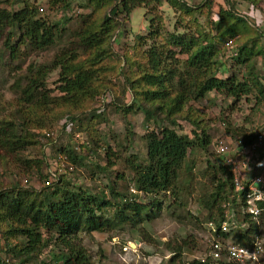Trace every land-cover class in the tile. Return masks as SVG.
I'll return each instance as SVG.
<instances>
[{"label":"trees","instance_id":"16d2710c","mask_svg":"<svg viewBox=\"0 0 264 264\" xmlns=\"http://www.w3.org/2000/svg\"><path fill=\"white\" fill-rule=\"evenodd\" d=\"M20 1L22 8L18 11L0 8V40L5 39L4 46L11 56L17 55L19 45L30 51H42L49 48L54 44L60 25L38 18L37 8L27 0ZM49 1L54 5L63 3L64 8L69 6L66 0ZM86 1L93 9L108 3L109 7L101 23L86 24L83 29L73 33L74 41L70 47L55 55L50 66L42 65L32 70L33 76L22 92L25 103H34L41 99L43 104H46L49 97L43 92V81L48 73L59 70L58 80L63 83L59 88L61 94L50 102L68 114L60 120L61 122L69 118L68 125L58 124L61 133L65 131L72 133L80 118L93 119L89 113L94 114L99 110L97 107L99 97L107 93L113 94V89L104 88L96 95L95 108L85 111L79 108L81 107L79 106L80 98L96 93L90 85L98 78L99 69L95 66L107 58L105 46L108 47L112 41H117L119 38L115 25L119 21L120 14L128 17L136 8H142L146 19L149 4L151 2L161 4V0ZM206 1L208 3L209 0ZM263 1L223 0L226 6L218 8L215 19L210 18L211 15L208 13L206 23L202 24L198 20L199 7L188 6L178 0H169L170 8L178 14L176 21L178 25H172V31L169 33L163 31L161 16H150L147 19L145 34L135 33V43L130 50L132 55L139 53L141 61L132 60L129 57L130 53L122 57L121 68H125L121 69L124 88H126L125 113H128L134 103L138 102L146 121L157 122L158 119H163L171 126L161 127L157 131H150L143 135L146 160L144 164L140 163L137 166H133L132 162L129 164L133 174L130 197L115 191L114 186L109 190L111 198L103 193L94 195L83 189L70 188L65 185L66 183L63 184L59 176L56 182L44 186L43 199L37 203L23 197L20 192H16L15 188L12 189L15 192L11 194L0 190V224H8L5 227L6 237L22 236L26 240L18 249L19 253L30 254L39 251L43 241L41 229H46L56 234V241L65 249L55 257V264H91L85 249L77 241L79 234L109 233L127 224L135 226L160 211V201L139 203L136 200L137 194L171 193L178 197L176 186L190 152L195 148L206 150L211 143L205 131H200V135L196 131L190 137L180 134V130L174 128L177 126L174 124L178 121H188L199 128V121L191 119V104L204 99L211 92L224 93L229 97L240 99L250 95L254 90L258 101L264 97V87L254 75L255 64L253 63L256 56H261L263 53V49L258 46L260 34L263 33H260L255 24H251V18L247 14L241 13V10L238 12L236 9L240 5L248 7V10L252 11V19L255 20V12ZM15 34L18 35L16 42L11 44ZM160 37H163L162 41ZM77 50L88 52L91 57L86 60L89 61L74 62L77 61ZM223 50L228 53L227 57L231 59L232 64L234 63L233 66L240 65L246 71L248 70L247 77H243L242 80L235 74L222 77L228 71L221 61ZM70 74H74V80L69 79ZM72 81L76 85L75 93L70 91L69 85ZM35 96L38 98L35 99ZM65 96L70 98L67 99ZM113 99L115 102V97ZM38 134L41 137V133ZM76 134L79 135V133ZM85 139L79 147L93 144L92 140L91 142L87 137ZM254 140V133L242 135L239 146L241 149L248 147ZM31 143L33 142L28 136L18 134L13 122H0V150L10 154L17 153ZM94 143L98 142L94 141ZM79 147L77 144V148L75 146L72 149L63 148L64 151H62L67 160L81 165L84 158L77 155ZM216 162L215 166H210V172L214 174L215 187L211 193L203 197L201 202L202 210L209 213L206 223L214 227L215 230L211 232L216 239L227 242L226 240L232 237L234 240L230 242L232 244L251 246L255 239L264 237V211L258 217V221L244 213L246 203L243 194L241 195V192L237 194L235 191L234 174L225 163L224 157ZM28 164V161L24 162V165ZM185 170L189 171L188 168ZM231 195H233L232 199H230ZM228 202L233 206H239L243 213V220L240 227L231 228L225 233L219 227L225 221L224 205ZM180 206L183 205L180 204ZM258 207L263 210L264 203H258ZM234 214L232 213L233 217ZM180 251L176 250L177 253L170 263L180 257ZM190 264L240 263L227 259L213 263L206 259L203 263L194 260Z\"/></svg>","mask_w":264,"mask_h":264},{"label":"rangeland","instance_id":"374dc122","mask_svg":"<svg viewBox=\"0 0 264 264\" xmlns=\"http://www.w3.org/2000/svg\"><path fill=\"white\" fill-rule=\"evenodd\" d=\"M27 1L37 8L38 18L60 25L54 44L42 51H30L19 45L17 55L11 56L4 46L5 39L0 40V122H13L18 134L28 136L33 142L17 153L10 154L0 150V190L11 194L15 192L12 191L15 188L23 197L37 203L43 199L47 173L56 171L67 187L83 189L94 195L103 193L111 198L109 190L114 186L115 191L130 197L133 174L129 164L137 166L140 163L144 164L146 160L143 135L171 125L163 119H158L157 122L146 121L138 102L125 113L126 88L121 70L125 68H121L122 57L130 53L129 57L132 60L141 61L139 53L132 55L130 50L135 43V33L143 35L150 16H161L163 31L169 33L172 31V25H178L176 23L178 14L170 8L169 0H161L160 5L151 2L147 7L146 19L142 8H136L128 17L120 14L115 25L119 38L112 41L108 47L105 46L107 58L95 66L99 69L98 78L90 85L96 93L80 98L79 108L81 111L95 108L96 95L107 87L113 89L112 101L100 108L99 113H89L93 119L80 118L72 133L68 131L61 133L59 122L68 114L50 102L61 94L59 88L63 83L58 80L59 70L48 73L43 81V92L49 97L46 104H43L41 99L27 104L23 100L22 92L33 76L32 70L42 65L50 66L55 55L70 47L74 41L73 33L83 29L86 24L99 25L109 5L103 4L100 8L93 9L86 0H66L69 6L64 8L63 3L54 5L49 0ZM178 1L188 6L199 7L198 20L202 24L206 23L208 13L211 15L210 18L215 19L218 8L226 6L223 0H209L208 3L206 0ZM0 8L18 11L22 8V3L20 0H0ZM236 9L247 14L251 18V24H255L260 33H263L260 34L261 39L258 42L263 53L256 56L253 63L254 75L264 87V1L255 12V20L252 19V11L248 10V7L240 5ZM17 36L15 34L11 44L16 42ZM162 39L163 37H160V41ZM76 54L77 61L74 62L77 63L89 61L86 59L91 57L88 52L77 50ZM227 55L228 53L223 50L221 61L228 71L222 77L230 74H235L240 80L247 77L248 70L240 65L233 66L234 63L232 64ZM69 77L74 80V74H70ZM69 86L70 91L75 93V83L72 81ZM256 95L253 90L250 95L236 99L224 93L211 92L204 99L191 104V119L199 121V128L188 121H178L174 128L180 130V134L190 137L196 131L198 135L200 131H205L210 138V146L206 150L195 148L190 152L176 186L178 197L171 193L137 194L136 200L139 203L160 201V211L151 215V218H146L144 222L135 226L127 224L109 233L79 234L77 241L85 249L91 264H190L207 255L209 241L216 239L211 227L206 223L209 213L202 210L201 204L203 197L211 193L215 187L214 174L210 172V166H215L216 161L225 158L226 155L245 164L244 169L235 173V180L240 185L254 168L252 160L256 158L259 161L264 160V139L256 154L253 153L254 155L249 157V152L246 151L247 153L240 155V137L264 129V97L258 101ZM37 98L38 96H35V99ZM97 107L99 108V102ZM38 133H41V137ZM86 137L92 140L93 144L79 147ZM94 141L98 143L95 144ZM77 144L80 149L77 155L84 158L81 165L67 160L63 153V148L72 149L74 146L77 148ZM219 145L226 146V154L217 152ZM27 161L29 164L24 165ZM186 168L189 171L186 172ZM224 206L226 216L235 213L234 218H227L229 219L227 223L232 222V228L237 229L242 224V210L230 202ZM7 225L0 224L1 264H55V257L65 251L56 241V234L41 229L43 235L41 249L35 253L21 254L18 249L26 240L22 236L7 238L5 233ZM259 240L264 243V237ZM226 241L234 240L229 237ZM177 249L181 250V255L170 263ZM260 260L261 264H264V257Z\"/></svg>","mask_w":264,"mask_h":264},{"label":"built area","instance_id":"2783aa9c","mask_svg":"<svg viewBox=\"0 0 264 264\" xmlns=\"http://www.w3.org/2000/svg\"><path fill=\"white\" fill-rule=\"evenodd\" d=\"M112 101V95L110 93L102 95L99 97V109L103 108L104 105L108 102ZM100 111H96L95 113H99ZM94 113V114H95ZM69 118H65L63 121L59 122L62 126L63 124L68 125ZM255 140L251 145L248 147L242 148L240 151V155L243 153L249 152V157L256 154L259 148L262 146V142L264 139V131L258 129L254 132ZM217 152L219 154H226L227 148L226 146L219 145L217 147ZM242 152V153H241ZM254 153V154H253ZM227 156V157H226ZM225 156V163L230 167L232 173L235 176V173H239L241 169H244L246 166L245 164L237 161L236 159L232 158V156L226 155ZM264 160H260L256 158V160H252V166H257L255 169L251 171L244 179V182H240V185L237 184L236 180L234 179L235 183V191L237 194H243V199L245 200L246 206L244 208V213L251 216V218L255 221H258V217L264 211L262 208L258 207V203H264ZM260 165V167H259ZM250 166V165H249ZM257 172V173H254ZM58 174L56 171H49L47 178L45 179V186L50 185L57 181ZM227 215V214H226ZM225 215V221L220 225L219 229L223 232H228L233 226L227 223L229 218H234L233 216ZM233 220V219H232ZM211 230L214 231V227L209 223ZM242 228H244L242 226ZM234 229V228H233ZM264 257V243L262 240L255 239L251 246H239L232 244L230 242H222L218 239H212L209 241L207 255L203 258L197 259L201 263H203L206 259H209L213 263H218L223 259L231 260L238 262L240 264H261L260 260ZM1 264V261H0Z\"/></svg>","mask_w":264,"mask_h":264},{"label":"crops","instance_id":"0c3cea01","mask_svg":"<svg viewBox=\"0 0 264 264\" xmlns=\"http://www.w3.org/2000/svg\"><path fill=\"white\" fill-rule=\"evenodd\" d=\"M254 18H255V16H254ZM256 167H257V166H255L254 169H255ZM259 167H260V165H259ZM257 168H258V167H257ZM254 173H257V172H254Z\"/></svg>","mask_w":264,"mask_h":264}]
</instances>
